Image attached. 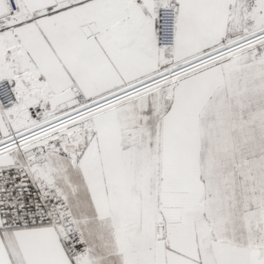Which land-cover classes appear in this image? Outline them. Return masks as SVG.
<instances>
[{
    "label": "snow or ice",
    "instance_id": "1",
    "mask_svg": "<svg viewBox=\"0 0 264 264\" xmlns=\"http://www.w3.org/2000/svg\"><path fill=\"white\" fill-rule=\"evenodd\" d=\"M0 264H264V0H0Z\"/></svg>",
    "mask_w": 264,
    "mask_h": 264
}]
</instances>
